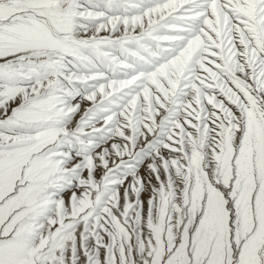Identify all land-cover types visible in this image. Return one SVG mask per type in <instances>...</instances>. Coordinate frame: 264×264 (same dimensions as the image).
<instances>
[{
	"label": "snow or ice",
	"instance_id": "1",
	"mask_svg": "<svg viewBox=\"0 0 264 264\" xmlns=\"http://www.w3.org/2000/svg\"><path fill=\"white\" fill-rule=\"evenodd\" d=\"M0 264H264V0H0Z\"/></svg>",
	"mask_w": 264,
	"mask_h": 264
}]
</instances>
